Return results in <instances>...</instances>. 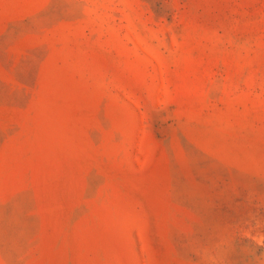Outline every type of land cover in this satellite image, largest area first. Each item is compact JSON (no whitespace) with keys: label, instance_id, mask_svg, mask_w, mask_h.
Segmentation results:
<instances>
[{"label":"rangeland","instance_id":"obj_1","mask_svg":"<svg viewBox=\"0 0 264 264\" xmlns=\"http://www.w3.org/2000/svg\"><path fill=\"white\" fill-rule=\"evenodd\" d=\"M0 264H264V0H0Z\"/></svg>","mask_w":264,"mask_h":264}]
</instances>
